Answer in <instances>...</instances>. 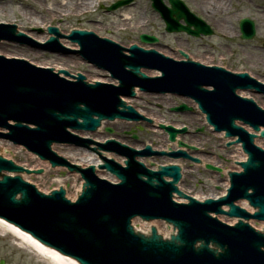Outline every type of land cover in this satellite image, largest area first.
<instances>
[{
  "label": "water",
  "instance_id": "1",
  "mask_svg": "<svg viewBox=\"0 0 264 264\" xmlns=\"http://www.w3.org/2000/svg\"><path fill=\"white\" fill-rule=\"evenodd\" d=\"M132 1H120L109 10ZM153 1V6L160 11L166 23L167 32L185 31L193 36L212 34L209 26L191 14L180 0H169L172 5L169 10H165L162 0ZM182 19L186 26L180 24ZM14 24H0V41L34 45L36 42H45H39L30 34L18 32ZM240 25L242 38L252 39L255 35L254 23L245 18ZM191 27L195 29L192 30ZM71 29L92 32L73 31L68 38L78 43L80 49L62 42L68 48L64 51L81 52L86 62L112 73L113 78L120 80V85L113 82L92 83L83 73L78 75L76 81L69 78L68 81L53 72V68H58L56 66L37 65L51 68L41 69L23 60L6 59L0 54V129L9 131L0 132V139H8L15 145L26 147L41 160H48L53 167L66 164L72 169H79L85 180L83 192H78L79 195L82 194L75 203L65 198L63 189L54 191L51 195L42 194L36 189L41 190L37 183L31 182L35 187L22 179L23 172L41 174L42 170L25 169L22 164L20 165L23 167L16 165L13 158L11 160L14 162L0 156V217L27 231L41 243L76 259L80 264H264V234L253 228L264 231V225L258 228L250 223L252 227L247 222L251 219L264 222V147L254 144L257 134H261L264 139V130H261V127L264 128V106L254 101L251 95L240 94L254 100L242 98L236 93L237 90L252 88L257 93H264V84L248 74H232L222 68L206 67L191 60L178 62L172 59L175 57H167L165 53L161 54L154 49H143L136 43L127 49L118 41L100 36L105 38L102 39L95 31L85 27H71L69 31ZM48 32L61 36L57 28L49 27ZM140 40L145 44H155L158 41L156 37L147 34H142ZM57 41V38L51 37L48 44L41 47L56 51ZM181 54L188 58L186 54ZM142 68L156 70L161 74L152 75ZM60 71L70 76L66 68H58L56 72L60 74ZM71 75L76 77L75 74ZM136 86L147 93H171L195 100L216 133L225 132L226 138H237L228 145L241 144L248 159L239 163L242 172L229 173L230 188L226 196L199 202L179 189L178 183L183 175L179 167H182L181 164H159L160 170L157 171L136 158L156 155L174 159L183 157L199 162L184 151L169 152L174 150L172 145L162 150L169 153L154 152L150 146L140 151L130 145L128 147V144H121L122 141L116 138L114 139L120 142L110 138L105 144L99 145L105 141L79 134L84 139L91 138L95 143L90 144V148L95 149L105 161L104 165H101L102 162L98 167L95 164L82 166L73 163L53 148L73 166L52 150L54 143L87 147L92 141L78 139L68 129L95 132L104 118L109 121L152 120L169 133L171 142L176 140L178 134L187 132V125L186 128L173 123L168 126L145 115L124 100L122 95L135 97ZM186 110L189 108L185 104L173 109ZM236 122H240L242 126ZM244 126L260 133L251 134ZM107 131L110 129L107 128ZM179 147L196 150L183 142H179ZM104 150L116 151L126 156V165H122ZM1 154L3 155L2 147ZM109 158L115 161L108 160ZM199 159L203 162V159ZM85 168L88 169L81 170ZM95 168L115 175L120 182L100 176ZM207 168L220 171L210 165ZM3 171L19 174L22 178L19 175L9 176ZM95 173L117 184L100 179ZM61 187L67 191L65 185ZM54 189L57 188L52 190ZM174 193L187 199L189 203L179 204L186 203V200L176 197L175 202ZM243 200L255 210L254 214L236 204ZM223 206L229 210H224ZM212 213L237 218L238 222L230 226L211 216ZM136 217L144 221L163 220L173 225L177 234L170 240H163L162 238H169L174 231L172 229L167 234L164 230H159L156 224L153 226L157 231L153 228L150 237L136 233L131 226V221ZM220 219L226 221L221 217ZM142 231L148 233V230Z\"/></svg>",
  "mask_w": 264,
  "mask_h": 264
},
{
  "label": "rangeland",
  "instance_id": "2",
  "mask_svg": "<svg viewBox=\"0 0 264 264\" xmlns=\"http://www.w3.org/2000/svg\"><path fill=\"white\" fill-rule=\"evenodd\" d=\"M117 1L119 0H98L94 8L90 10L82 8L84 11L81 12L79 7H83L87 0H73L74 3H77L75 6H65V4L71 2L70 0H3L0 1V22H14L25 33L38 32L40 24L31 20L29 18L31 16L37 17L39 22L43 23L42 31H46V27L49 24L56 25L65 33H68L71 27H85L95 31L99 36L110 37L125 47L136 43L146 48L153 47L158 52L168 53V56L176 59L179 58L178 49L192 58L202 59L206 56H212L215 62H221L220 59H224L223 64L231 71H246L256 79L264 81V65L258 62V60H264V0H216L221 4L227 5V7L229 6L227 12L218 13H215L214 9H207L202 12L196 6L194 0H183L191 11L201 17L214 30L212 36H201L200 38L191 37L182 32H166L164 20L159 11L152 7L151 0H133L131 3L112 11L107 10ZM165 3L170 6L167 1ZM198 3L203 4L204 0H198ZM64 8L66 9L65 11H63ZM127 16L131 17V20L125 19ZM145 16L146 19H144ZM239 17L240 19L247 17L255 22L257 29L253 39H240ZM226 18L229 21H225L224 19ZM216 19L219 21V25ZM144 20L145 22H143ZM224 22H228L230 35L220 31L224 27ZM41 33L39 31L35 35L38 36ZM142 34L156 36L158 42L153 44V46L143 44L140 41V35ZM63 43L68 46L74 45L70 42L69 44ZM58 50L49 51L30 45L0 43V54L4 56L23 58L36 65L62 66V68H66L72 74L83 73L89 80L95 77L106 78L105 74L97 72V69L81 60L80 55L75 54V52ZM251 54L256 55V58L253 59ZM257 57L260 59H257ZM199 59L197 60L199 61ZM250 95L253 96L260 106H264V96L253 93ZM133 100L132 104L149 117L157 116L167 121V124L173 123L175 125L181 124L184 127L188 126L187 132L181 133L180 140L188 146L197 148L196 151L186 150L193 156L203 159V162L194 164L187 160H180L179 164L182 165L183 169V179L179 185L180 189L197 197L220 195L223 191L220 185L225 178H222L217 171L207 169L206 166L211 165L222 170V172L224 170H236L238 166L235 162L238 161V158L231 157L237 154L235 152L236 146L227 148L226 143L222 142V138L215 134L207 125L205 117L197 109V105L190 104L184 97L175 94L165 96L144 92L141 97L137 96ZM181 104L191 107L192 111H172V108H176ZM118 121L120 123H109L107 126V128H111L112 135L107 133L106 127L101 135L103 137L108 135L116 138L133 148H144L145 145L151 144L153 148L158 149L170 144V142L166 143L162 138L164 134L158 131L160 130L159 127L147 125L143 121L140 123ZM92 135L96 134L93 133ZM0 143H2L3 155L8 159L13 158L15 162L30 169H46L43 174L30 175L26 177V180L37 183L41 190L45 192H50L53 188L58 189L61 185H65L67 197H72L78 181L82 180L80 176L78 178L75 177V169L68 167L66 164L53 167L51 164L45 165L41 163L40 166L36 167L39 165V159L24 148L14 146L6 141H1ZM257 143L264 147V140H259ZM173 146L177 147V144ZM64 147L66 149H62ZM75 147L83 148L81 146L57 145L55 146L56 149H54L63 155L66 151L77 152V150H73ZM162 148L159 150H163ZM153 159H149L148 162H167L164 160L165 158L155 157ZM69 160L72 162L71 159ZM223 219L228 221L226 217ZM250 223L258 228L263 225L256 221H250ZM145 224L140 220L135 221V226L140 230H146L145 227L149 223ZM154 224L164 230V223L154 222L150 225ZM1 260H5L6 264L7 262L8 264H53L48 256L40 255V253L20 241L3 227H0Z\"/></svg>",
  "mask_w": 264,
  "mask_h": 264
},
{
  "label": "bare ground",
  "instance_id": "3",
  "mask_svg": "<svg viewBox=\"0 0 264 264\" xmlns=\"http://www.w3.org/2000/svg\"><path fill=\"white\" fill-rule=\"evenodd\" d=\"M71 2H68V4H65V6L66 5H69V6H75L77 3H74L73 2V0H70ZM97 2H98V0H87V3H84L83 4V7H79V9L81 10V12L82 11H84V9H86V10H90V9H92V8H94L95 6H96V4H97ZM218 1H216V0H204V3L203 4H201V3H198L196 6L203 12L204 10H207V9H214V11H215V13H218V12H222V11H225V12H227L228 11V8H229V6L227 7V5H225V4H221V3H217ZM213 6H216L217 8H218V10H217V8L216 7H213ZM213 7V8H212ZM82 8H84V9H82ZM66 9L64 8V10L63 11H65ZM61 15V14H60ZM29 18H31V20H33V21H35V22H38L39 24H40V26H38V32L40 31H42L41 30V28H42V25H43V23H40L39 22V19L37 18V17H35V16H31V17H29ZM229 18V17H228ZM125 19H127V20H131V17H126ZM144 19H146V16H145V18ZM239 20H240V17L238 18ZM225 21H227L228 19L226 18V19H224ZM216 21H217V19H216ZM229 21V20H228ZM143 22H145V20L143 21ZM143 22H141L142 24H144ZM214 22H215V19H214ZM217 23H218V25L220 24L219 23V21H217ZM24 24V23H23ZM221 25H222V23H221ZM228 27H229V25H228V22H224V27L220 30V31H222V32H224V33H226V34H228V35H230V32L228 31L229 29H228ZM46 29H47V27H46ZM33 32V33H32ZM32 32H27V34H30V35H32L34 38H36L39 42H44V41H46L47 40V38H48V36H49V33L48 32H46V31H42V33H41V35H35V34H37V33H35L34 31H32ZM35 33V34H34ZM62 40H64L63 38H62ZM63 42H66L67 44H69V42L71 43V41H69V40H65V41H63ZM8 43H11V42H8ZM72 46V45H71ZM72 47H75V48H79L78 46H76V45H73ZM143 47V46H142ZM144 48H146V47H144ZM128 49V48H127ZM125 50L126 52H129V50ZM264 52V51H263ZM75 54H79L80 55V58H81V60H83V61H85L84 60V58H83V56H82V54H81V52H75ZM166 55H168V53H165ZM170 55V54H169ZM251 56L253 57V59H255L256 58V55H253V54H251ZM181 57L179 56V58L178 59H180ZM192 58V57H191ZM194 58V57H193ZM197 59H199V58H194V60H197ZM257 59H260L259 57H257ZM221 60V62L219 61V62H215V60H213V57L212 56H206V57H204V58H202V59H199V62H201V63H203V64H206V65H209V64H217V65H220V66H225L224 64H223V61H224V59L222 60V59H220ZM258 62H260L261 64H263L264 65V60L262 59V60H258ZM40 66H50V65H42V64H40ZM93 66V68H95V69H97L98 71L97 72H99L100 74L102 73V74H105L104 76H106V78L105 77H95V78H93V79H91V80H89L88 79V77H87V79L90 81V82H92V83H96L97 81H99V82H113V83H115V84H119L120 83V80L119 79H116V78H113V74L112 73H110L109 71H107V70H104L103 68H101V67H99V66H94V65H92ZM58 68H62V66H57ZM58 68H53V70L54 71H58ZM142 70L144 71V72H146V73H149V74H152V75H157V74H160V72L159 71H155V70H148V69H145V68H142ZM61 73H63V71H60V74ZM108 74V75H107ZM61 76H63L62 74H61ZM109 76V77H108ZM110 78V79H109ZM70 80H77V77H75V76H73V75H71L70 76V78H69ZM141 87L140 86H136L135 87V90L137 91V93L135 94L136 95V97L138 96H142V94L144 93L143 91H141ZM239 93L240 94H242V95H245V96H250V94H252V93H249L248 91H245V90H241V91H239ZM171 93H163L162 95H165V96H168V95H170ZM122 97L124 98V100H126V101H128V103L129 104H132V102H134V100L133 99H135V98H130L129 96H123L122 95ZM188 101H189V103L190 104H195L193 101H191L190 99H187ZM197 104H195V106H196ZM138 109V108H137ZM173 109V108H172ZM150 117H153V118H155L157 121H161V122H163V123H165V124H167V121H165V120H163V119H161L160 117H157V116H150ZM107 120V118L105 119H103L102 120V124L98 127V129H97V131H95L96 133H94V134H96V135H92V133H90V132H81V131H74V132H78L79 134H81V135H85V136H88V137H93V138H96V139H98V140H101V141H105V139H106V137H108V138H112V137H109L108 135H106V137H103L101 134H102V131H103V129H105V127L107 128V126H108V124L109 123H111V124H118V123H120L118 120L117 121H106ZM140 122H142V120L141 121H138L137 123H140ZM143 122H146V124L147 125H154V126H156V127H159V126H161V125H159L157 122H154V121H152V120H149V119H144L143 120ZM127 123H133V122H130V121H127ZM170 124V123H169ZM168 125V124H167ZM176 126H178V127H183V125H181V124H176ZM110 129V131H108L107 133H110L111 135H112V130H111V128H109ZM180 130V129H179ZM159 132H162L163 134H164V137H162L165 141H166V143L167 142H170V144H167L166 145V147H161L163 150L164 149H168L169 148V146L170 145H172V148L175 150V149H177L179 146H177V147H175V146H173L174 144L176 145V144H178L180 141H182V140H180V136H181V134H179L178 135V137L176 138V140L174 141V142H172L171 143V141H169V139H168V134L164 131V130H162V129H160V130H158ZM255 133H260V132H255ZM220 138H222V142L224 143H226V141L227 142H229L228 140H226L225 139V137H224V134L223 133H218L217 134ZM102 136V137H101ZM257 136V138H260V136H261V134H257L256 135ZM168 140V141H167ZM260 139H257L256 140V143L259 141ZM183 143H185V142H183ZM186 144V143H185ZM91 145H95V143L94 142H92L91 143ZM0 146L2 147V143H0ZM62 146H71V145H66V144H64V145H62ZM54 148H55V146H53ZM72 147H74V146H72ZM90 148V147H89ZM139 148H143V147H139ZM161 148H158V149H161ZM181 148H185V147H181ZM56 149V148H55ZM62 149H66L65 147L64 148H62ZM156 149V148H155ZM186 149V148H185ZM73 150H77V152H74V153H71V151L70 152H68V151H66V152H64L63 153V155L65 156V157H67L68 159H71L72 160V162L73 163H76V164H81L82 166H87V165H89V164H95L97 167L98 166H100L99 165V163H102L103 162V159L101 158V157H99V154H98V152L95 150V149H92V148H90V150H87V149H83V148H79V147H75ZM105 151V150H104ZM105 152H107V153H109V154H111L112 156H114L122 165H126L125 164V160H127L126 159V156H124V155H122V154H120V153H117L116 151H105ZM235 152H237V154L235 155V156H231V157H235V158H238V161H240V162H243V161H245L246 160V156L241 152V148H240V146H236V150H235ZM36 157V156H35ZM230 157V158H231ZM138 160H141V161H144L146 164H147V166L148 167H150V168H152V169H154V170H160V166H159V164L160 165H166V164H179L180 163V160H175L174 158H172V157H164V156H162V157H159V158H165L164 160H166L167 162H163V163H161L160 161H155V162H153V163H151V162H148L149 161V159H152V160H154L153 158H155L154 156L152 157V158H149V157H136ZM45 164V165H49L48 164V162H43V161H40L39 160V162H38V164L39 165H37L36 167H38V166H40V164ZM237 169L238 170H242L240 167H237ZM95 171H96V173L97 174H99L100 176H103V177H107V178H110V179H112V180H115V181H119V179L118 178H116V177H114L112 174H109V173H107V172H105L104 173V171L103 170H101L100 168H95ZM228 171L229 170H224L223 172H221L220 174V176L222 177V178H225V180H224V182L220 185L222 188H223V191L220 193V195H211V196H198V198L199 199H201V200H203V201H205L207 198H209V197H214V198H216V197H220V196H224V194L226 193V191H227V188L229 187V181H228ZM4 173H7V174H12V175H14L15 173H8V172H6V171H3ZM182 172H183V169H182ZM23 174H24V178L26 179V177H28V176H30V175H33V174H30V175H27V174H25L24 172H23ZM80 176V170L79 169H77V172L75 173V177L76 178H78ZM167 178H169V177H167ZM182 179H183V175H182ZM182 181V180H181ZM219 183H221V182H219ZM180 184H178V186H179ZM82 180H80V181H78V185L75 187V189H74V192L72 193V197H71V199L72 200H75L78 196H79V194H78V192L79 191H81L82 190ZM179 188H180V186H179ZM176 198H179V197H176ZM179 199H182V200H185V198L183 199V198H179ZM243 206L244 207H247L246 206V204L244 203L243 204ZM236 222V220H231L230 221V223L231 224H234ZM163 223V222H162ZM151 224V223H150ZM150 224H148V225H146V229L148 230L149 228H150ZM165 224V223H164ZM264 225V224H263ZM262 225V226H263ZM262 226H261V228H262ZM0 227H3L4 229H6L8 232H10V233H12L13 235H15L16 237H18L19 239H21L24 243H26V244H28L30 247H32L34 250H36L37 252H39L40 253V255L42 254V255H46V256H48L50 259H51V261H52V263L53 264H78L75 260H73L72 258H69V257H67V256H63V255H61L60 253H58V252H56L55 250H52V249H50V248H48V247H46V246H44V245H42L41 243H39L37 240H35L34 238H32L29 234H27V233H25V232H23V231H21L19 228H17V227H15L14 225H12V224H10V223H8V222H6L5 220H2V219H0ZM157 227H158V229L159 230H161L160 228L161 227H159L158 225H157ZM164 230H165V232L167 233V234H169V233H171V231H172V227L170 226V225H164Z\"/></svg>",
  "mask_w": 264,
  "mask_h": 264
},
{
  "label": "flooded vegetation",
  "instance_id": "4",
  "mask_svg": "<svg viewBox=\"0 0 264 264\" xmlns=\"http://www.w3.org/2000/svg\"><path fill=\"white\" fill-rule=\"evenodd\" d=\"M183 1V0H182ZM195 1V4L197 5L198 4V0H194ZM184 2V1H183ZM193 12V11H192ZM2 262H3V264H6V261L5 260H1L0 261V264H2ZM7 264H8V262H7Z\"/></svg>",
  "mask_w": 264,
  "mask_h": 264
}]
</instances>
